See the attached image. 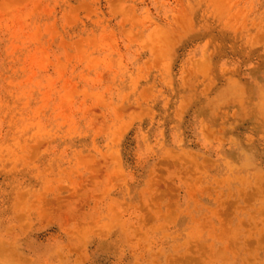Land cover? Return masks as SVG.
Listing matches in <instances>:
<instances>
[{
  "label": "rangeland",
  "instance_id": "rangeland-1",
  "mask_svg": "<svg viewBox=\"0 0 264 264\" xmlns=\"http://www.w3.org/2000/svg\"><path fill=\"white\" fill-rule=\"evenodd\" d=\"M0 264H264V0H0Z\"/></svg>",
  "mask_w": 264,
  "mask_h": 264
}]
</instances>
